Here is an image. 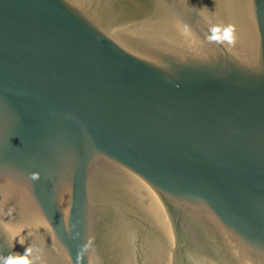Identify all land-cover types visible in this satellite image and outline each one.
Segmentation results:
<instances>
[{
    "label": "water",
    "instance_id": "1",
    "mask_svg": "<svg viewBox=\"0 0 264 264\" xmlns=\"http://www.w3.org/2000/svg\"><path fill=\"white\" fill-rule=\"evenodd\" d=\"M28 246L264 264V0H0V254Z\"/></svg>",
    "mask_w": 264,
    "mask_h": 264
},
{
    "label": "clouds",
    "instance_id": "2",
    "mask_svg": "<svg viewBox=\"0 0 264 264\" xmlns=\"http://www.w3.org/2000/svg\"><path fill=\"white\" fill-rule=\"evenodd\" d=\"M188 26L185 25V28ZM209 35L207 39L211 43L218 45H227L235 46L237 43V28L234 24H215L209 28ZM32 179H40L39 173L32 174ZM28 235L31 236L32 233L28 232ZM16 241V238H13ZM21 245L25 244L23 239H19ZM14 247V243L11 245ZM39 249H34L33 246H28L23 254L20 253H11L7 256L0 254V264H42L43 257L42 255H33L34 252H39Z\"/></svg>",
    "mask_w": 264,
    "mask_h": 264
}]
</instances>
